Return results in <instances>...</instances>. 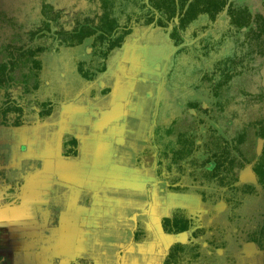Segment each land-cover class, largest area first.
Wrapping results in <instances>:
<instances>
[{"label": "trees", "instance_id": "1", "mask_svg": "<svg viewBox=\"0 0 264 264\" xmlns=\"http://www.w3.org/2000/svg\"><path fill=\"white\" fill-rule=\"evenodd\" d=\"M227 5L228 0H0V126L32 125L52 114L54 101L39 100L35 95L47 89L48 58L53 51L72 53L79 77L91 82L107 70L110 59L135 28L153 25L169 30L174 24L169 33L174 46L183 45L185 39L194 42L192 50L183 47L175 53L174 65L180 67L186 60L205 64L199 71L202 83L188 88L209 90L217 97L213 110H230L228 105L232 106L241 141L248 136V129L254 137H264L260 76L264 15L229 5L225 20H219ZM176 18L179 25L174 23ZM211 29L214 31L207 32ZM84 47L90 52L75 55ZM162 133L159 141L166 147L165 157L180 158L186 149L191 157L202 139L191 133H178L173 139L172 130ZM215 137L208 136L204 142L220 144ZM71 146L77 148L76 140H65L64 155L76 153L68 151ZM216 149L211 158L227 157V149ZM263 165L264 155L257 171ZM263 174L260 171L261 182ZM258 245L264 250V242ZM179 250L188 251L184 253L186 261L173 249L165 264H210L196 248L191 251L179 246Z\"/></svg>", "mask_w": 264, "mask_h": 264}, {"label": "crops", "instance_id": "2", "mask_svg": "<svg viewBox=\"0 0 264 264\" xmlns=\"http://www.w3.org/2000/svg\"><path fill=\"white\" fill-rule=\"evenodd\" d=\"M174 23L179 25V18ZM169 33L166 40L171 47L169 59L172 61L179 47L174 46ZM192 44L185 39L181 47ZM141 46L143 50L121 47L126 56H122L120 70L129 73L127 66L132 70L137 68L133 62L126 61L137 56V49L150 59L156 56L161 63L165 62L158 54L156 43ZM142 57L141 54V62L149 59ZM108 78L117 79V95L124 102L110 99L108 107L102 111L64 105L52 125L45 122L36 127L27 126V135L21 131L17 135L19 147L14 146L13 139L10 138L12 142L6 140L7 161H18L15 165L4 164L6 174L13 178L22 176V172L24 176L28 173L20 194L13 201L0 204V254H6V261L13 256L7 254L8 248L17 245L27 254L23 256L24 261L34 262L29 255L33 254L36 244L35 248L51 247L52 255L55 253L54 261L59 264H109L110 258L112 264L157 263L156 257L151 255H143L140 260L143 245L139 244L142 241L138 235L136 239V232L140 228L138 217L147 214L143 207L148 208V213L151 210L152 188L149 184L154 183L158 165L154 163L150 150L156 144L158 124L162 126L160 104L168 74L156 96L147 92L146 84L149 87L159 84L157 82L127 76L125 79L120 76ZM107 92L109 89L104 93ZM141 92L148 94L142 96ZM149 117H152L154 127L148 134V123L143 118L147 120ZM48 136L53 141L46 140ZM69 139H75L77 143L74 155L63 154L62 145ZM139 146H144V150L143 155L137 157L140 152L137 153L136 148ZM157 181L162 191L164 180ZM157 193L161 194L159 189ZM146 202L148 204L144 206ZM134 216L136 219L132 220ZM146 226L148 230L152 228L150 224ZM14 232L16 239H12ZM48 236L52 238L50 243L46 242ZM156 242L158 240L145 242L148 251L152 252L150 245ZM60 249L61 253L56 254ZM36 253L40 255L39 250ZM36 260H40L39 257Z\"/></svg>", "mask_w": 264, "mask_h": 264}, {"label": "rangeland", "instance_id": "3", "mask_svg": "<svg viewBox=\"0 0 264 264\" xmlns=\"http://www.w3.org/2000/svg\"><path fill=\"white\" fill-rule=\"evenodd\" d=\"M232 1L233 2L237 1L240 4L249 6L254 14L264 13L263 0H232ZM170 27L174 29L175 25L170 24ZM170 27H169V30H165V28H157V27H154L153 25L148 26V27H143L141 30H138L140 27H137V29L135 28L133 33L126 39L123 45V48L125 47V49L126 47H134L135 50L136 48H138L139 50H143L141 46L143 43L145 44H148V43L155 44L156 43L158 45L156 47L158 48L157 49L158 54L164 57L162 58L165 60L164 63H161V61H159L156 56H155L156 58L153 57L151 59L149 56L146 57L145 55L146 53H141L137 49V52H136L137 56L134 55L132 60H130V57L128 60H126L128 61V63L133 62V64L136 65L137 68L135 70H132V69H129L127 66V70L129 72L127 73L123 70H120V67L121 66L123 67L121 63L123 62L122 56L124 55L123 48H120L119 50H117L115 55L110 59L107 70L99 74L98 77L94 81H91V82H85L82 78L79 77L76 71V67L74 65L72 53L68 51H65L62 53H57L56 51H53L52 54H50L48 58L47 89L42 88L35 96L39 100H48V99L53 100L54 101L53 105L55 106V109L52 112V114L46 117L45 119L39 118L36 121V123L33 124L32 127H36L38 124L41 125L45 122L50 125L55 123V120L56 121L58 120L59 112H61L62 106L64 105L65 106H77V107H81V109H94L95 108L96 111L97 110L102 111L108 107L110 99L111 101L115 100L116 102H124L125 100L119 99V96L117 95V84H116L117 79L114 80L113 78H108V77L113 76L116 78L117 76H120L121 78L125 79L124 77L127 76V77H131L135 79L151 80V81L157 82L159 84H153L152 86L149 85V87H148V84H146L148 88L147 92H151L153 96H156V95H159L160 93V88H161L160 85L165 80L166 73H167L168 78L166 80V87L164 88V91L162 93V101L160 104L161 105L160 111H161L162 118H160L161 121L158 119L157 124L160 121L162 122L161 125L164 124V126L167 129L168 127H170L169 125L173 124V122H176L177 126L176 124L174 126H176L177 128L176 131L180 133L193 132V134L199 135L200 129L205 131L206 130L205 126H211L212 123L210 122L211 120H209L207 116L202 112V110L210 109L214 98L210 94L209 90H204V89L198 90L195 88H188V87H192V86L202 83V81L199 79V76L201 75L199 71H201V68L205 67V64L203 62V64L200 63L199 65H197L192 60H186L185 62L181 63L180 67L174 65L175 56L173 57L172 61L171 59H169L170 55L172 54V51H171V47L167 45V40H166L169 31L171 32L173 30V29L170 30ZM158 36H160V38ZM183 47H188V46H183ZM183 47L179 46L178 50ZM188 48L192 50L191 47H188ZM89 52H90V49L86 48L85 50V47H84L83 49L77 51L75 55L80 57V56H84L85 54ZM125 52H127V50ZM141 54L143 55L142 58L144 59L149 57L148 61L141 62L140 60ZM124 56H126V54ZM157 66L159 67L157 68ZM142 68H144V71H141ZM263 69H264V64L260 70V76L262 77V81L264 85V76L262 74ZM130 84H132V82H130ZM106 89H109V92L104 93ZM147 92L145 93L141 92L142 96L144 94H148ZM112 95H115V98H111ZM116 95L118 97H116ZM34 97L31 96V98H34ZM194 105L195 106L197 105V107H194ZM143 119L145 122L148 123L147 133L149 134L150 132H152L153 127H154L152 125V117L151 118L149 117L147 120L145 118ZM199 121H206V124L204 125L201 124L202 125V128H201ZM26 127L27 125L22 127L23 128L22 133L25 135H27V132H28L27 129H25ZM17 135H19V133H14L12 131V128L0 126V165H3L2 167L0 166V204L4 202L8 203L9 201H13L20 194V191L24 189L23 185H24V181L26 180L24 177L26 176V174H28L26 173L24 176L22 172V176L21 175L19 177L13 176L12 178V176L8 173L6 174L4 170L5 163L7 165L8 163L12 165L13 164L15 165L16 163L18 164V161H12V162L7 161L8 156H7L6 148L4 147V144L7 138H9L10 141L11 139H13L14 146H17L18 144H20L18 142V139L16 138L18 137ZM157 135H158V132H157ZM160 135L162 136L164 134L160 131ZM160 135L158 138H160ZM250 136L253 138L251 141L252 149L256 151L258 150V148L261 147L260 141L262 140H259V138L254 139L253 131L250 132ZM48 139L53 141V138L49 136L46 138V140ZM56 142L57 140L54 141V143ZM144 142H145V145L147 146L146 143L148 142H146V140ZM19 146L20 145H18V147ZM143 150H144V146H139L138 148H136L137 153L140 152V154H137V157L138 155L139 157L143 155ZM68 151L76 152V149L71 146V148L68 149ZM157 155L153 157V160H154V163L156 162L157 165L159 166V162L162 157L160 155L159 157H157ZM146 162L144 164L148 163ZM17 167H20V164ZM150 168L152 169L153 167H150ZM146 169H149V167H146ZM247 170L249 172V166L246 168L245 171ZM147 172H150V170ZM250 176L251 174L249 175V173L248 174L245 173L243 175V178L248 179ZM151 183L149 184L150 187L157 189V192H158V189H161L159 187L160 186L159 181L156 182L157 184H154V183L151 184ZM125 196H127V194H125ZM151 201H152V196H151ZM147 204L148 202H146L144 206H147ZM221 205H223L222 200H218L216 205L214 206L215 208L211 207V211L215 218L212 216V214L209 215V218H214L215 220L214 222H216L217 226H219L221 222H226L227 214L230 212V209L223 210L222 208L220 210H217L216 207L218 206L221 207ZM241 205L243 206V209L240 212L243 218H244V215L246 216L245 222H242V224L244 226L246 225L247 228L243 226L244 229L239 230L238 234L236 232L237 236L235 237L230 238V236H227L226 238L229 240V245L223 250L221 249L218 250V252L220 253L218 258H220L221 261L215 262V261H212L213 260L212 259L209 262L210 264H264V252L260 251L259 248L255 245L254 247L251 246L252 242L248 243L245 240V239H248V236H249L248 232H250L249 231L250 228L253 229L256 225L261 224L260 222L263 220V215H264L263 202L260 198L257 197V198H252L251 201L244 203V205L242 203ZM215 209L217 210L216 212H215ZM144 210L146 211L147 214L142 213L138 217V222L140 223L139 233L141 234L139 235H140V240L142 241V242H139V244L143 245L140 247V260H143L142 259L144 258L142 257L143 255H151V257H156L154 258L155 260L157 259L156 264H164V258L166 255V251L168 249V243L164 244L163 242L158 240V242H156V244L154 245L149 244L151 246L152 252L148 251V243L154 240L155 238L152 236L148 228H146L145 226L146 224H150L152 226L153 219L150 216V212L149 213L147 212L148 208L143 207V211ZM221 210L223 211L220 212ZM53 216L54 215H52L51 218ZM204 216H205L203 217L204 224H206L207 217L206 215ZM135 219H136V216H134L132 220H135ZM236 228H237L236 226H233L232 230ZM15 235L16 234L14 232L12 239L17 238V236ZM184 238H185V235H183V239ZM210 238H211V234H208L207 236L204 237L203 240L206 241V240H209ZM46 240H47L46 242L50 243L52 241V238L48 236ZM146 241H148V243H145ZM205 241H203V243ZM35 247H36V244H35ZM35 247H33L34 248L33 254L29 255L31 258H33L34 262H28V263L25 262L23 256L27 254H25V252L22 251L20 247H18L17 245H14L13 247L8 248V251H7V254L8 253L13 254V256L11 257L12 259H10L9 261L8 260L6 261V258H7L6 254L5 253H3L2 255L0 254V264H59L58 262L54 261L55 253L54 255H52L51 247H47V248L46 247L35 248ZM123 249L125 251L126 248L124 247ZM36 250H39L40 252L39 256H37ZM203 252L205 254H207V252H210L211 258L217 255L211 247H205ZM60 253H61V249L56 254H60ZM122 254L123 253L121 252L120 255ZM37 257H39L40 260H36ZM228 259H233V261L229 262ZM114 260L116 261V258ZM112 261L113 260L110 258L109 264H112L113 263ZM63 264H69V263H63ZM70 264H76V263L71 262ZM114 264H118V263L115 262ZM141 264H149V261H146V262L141 261Z\"/></svg>", "mask_w": 264, "mask_h": 264}, {"label": "flooded vegetation", "instance_id": "4", "mask_svg": "<svg viewBox=\"0 0 264 264\" xmlns=\"http://www.w3.org/2000/svg\"><path fill=\"white\" fill-rule=\"evenodd\" d=\"M229 5L256 15L249 6L240 4L237 1L233 2L232 0H228L226 10L219 20H225ZM261 15H264V13ZM212 31L214 29L208 30L207 32ZM212 97L214 100L210 109H204L202 112L211 120L210 122L213 126H205V131L200 129L199 135L202 139L197 141L195 151L191 157H188V149H186V152L180 158H172L171 154L169 155L170 157H165L168 156L165 155L166 147L160 144L158 137L160 131L166 132L168 130L170 132L172 130L175 133H172L173 139L176 138V135L180 133L176 131V122H173L176 126L172 127L173 124H171L167 129L164 124L158 126L156 131V144L150 150L153 152V157L156 154H158V157L159 155L162 157L153 181L156 183L157 179L164 180L162 183L163 189L162 191L159 189L161 194H158L155 188H152L151 191L152 205L150 216L153 221L152 228L149 229V232L155 238L154 240H160L164 244L168 243L164 264L168 259H171L173 249L177 251L179 256H183L181 260H184V253L187 250H179V246L189 247L191 251L196 248L198 252L206 256L207 261L213 259L212 261L220 262L221 259L218 258L220 253L218 250H223L229 245V240L226 237H235L237 236L236 232L238 234L239 230H243L244 227L247 228L246 225L244 226L242 224V222H245L246 216L244 215L243 218L240 212L243 209L241 204L243 203L244 205V203L251 201L252 198L258 197L262 200L264 208V174L262 176L263 182L260 181V171L264 173V165L263 169L260 170L259 168L257 171L259 160L264 155V137L260 135L254 137V139L259 138V140H262L261 147L256 151L252 149L251 145L253 138L250 136V132H252V129L247 130L248 136L245 137V141H241L242 139L240 136L238 137L237 127L233 120L235 118L234 108L228 105L230 110L220 111L218 108L213 110L215 103H217V97L213 95ZM199 123L202 128L201 124H206V121H199ZM187 133L193 134V132ZM253 134L255 133L253 132ZM172 135L170 134L168 137L172 138ZM214 135H216L214 139L220 141V144L204 142L208 136ZM6 140H9V138ZM219 146L220 148L228 150L227 157L224 159L211 158ZM248 166L249 172L248 170L245 171ZM242 172L244 174H251L250 177L253 180H244V174ZM218 200H222L223 205L216 207L217 210L222 208L223 210L230 209L226 222H221L219 226L214 222L215 217L211 211V207H214ZM216 209L215 212L217 211ZM210 214L214 218H209ZM204 215L207 217L206 224H204ZM260 223L253 229L250 228L248 239L245 240L248 243L252 242L260 251L264 252L258 245L260 241L264 242V215ZM233 226L237 228L232 230ZM146 228L148 227L146 226ZM139 229L136 232V239L137 235L139 238L141 235ZM208 234H211V238L206 241L203 240ZM183 235H185L184 239ZM203 241L205 242L203 243ZM205 247H211L217 255L211 258L210 252H207V254L203 252ZM228 260L229 262L233 261V259Z\"/></svg>", "mask_w": 264, "mask_h": 264}, {"label": "water", "instance_id": "5", "mask_svg": "<svg viewBox=\"0 0 264 264\" xmlns=\"http://www.w3.org/2000/svg\"><path fill=\"white\" fill-rule=\"evenodd\" d=\"M262 74H263V76H264V69H263V71H262ZM12 131L14 132V133H20L21 131H22V127H14V128H12ZM262 145V141H260V146ZM244 180H253V178L252 177H249L248 179H246V178H243ZM251 246H253L254 247V245L252 244Z\"/></svg>", "mask_w": 264, "mask_h": 264}]
</instances>
